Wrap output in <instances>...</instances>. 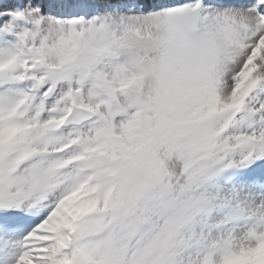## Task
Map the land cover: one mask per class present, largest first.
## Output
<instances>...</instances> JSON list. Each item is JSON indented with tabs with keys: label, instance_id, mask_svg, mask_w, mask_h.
<instances>
[{
	"label": "snow or ice",
	"instance_id": "obj_1",
	"mask_svg": "<svg viewBox=\"0 0 264 264\" xmlns=\"http://www.w3.org/2000/svg\"><path fill=\"white\" fill-rule=\"evenodd\" d=\"M0 264H264V0H0Z\"/></svg>",
	"mask_w": 264,
	"mask_h": 264
}]
</instances>
